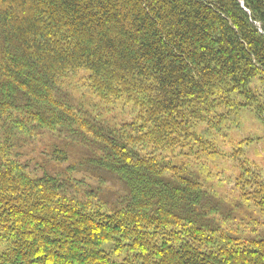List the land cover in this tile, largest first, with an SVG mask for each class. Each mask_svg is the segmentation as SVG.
I'll use <instances>...</instances> for the list:
<instances>
[{
  "label": "trees",
  "instance_id": "1",
  "mask_svg": "<svg viewBox=\"0 0 264 264\" xmlns=\"http://www.w3.org/2000/svg\"><path fill=\"white\" fill-rule=\"evenodd\" d=\"M247 108L264 0H0V264H264V234L225 230L264 215L262 172L232 209L204 178Z\"/></svg>",
  "mask_w": 264,
  "mask_h": 264
},
{
  "label": "rangeland",
  "instance_id": "2",
  "mask_svg": "<svg viewBox=\"0 0 264 264\" xmlns=\"http://www.w3.org/2000/svg\"><path fill=\"white\" fill-rule=\"evenodd\" d=\"M69 83L70 85H68ZM67 87L79 99V75H72L68 82L64 84L63 89L67 90ZM73 89L76 90L73 91ZM75 104H79L78 100ZM256 111L252 108L243 109L238 113V116L231 117L232 122L229 123L228 128L225 124L222 132H215L217 150L221 156L208 162V171H205V173H209L205 174L204 178L207 179L206 186L208 189L215 191L219 197L223 198L230 209L239 201L236 184L241 176V170L244 171V169H240L241 163L247 162L248 165L261 171L264 176V113L258 115ZM201 127L203 128V126ZM58 144L62 146L57 139L49 135L37 138L32 142L29 150L37 158L34 165L41 168H44L45 164L50 166L51 148ZM38 159L42 161L39 162ZM37 169L39 170V168ZM243 207L235 208L236 210L239 209L238 218L234 219L229 227L225 229L226 232L231 229L237 231L243 237L258 234L262 236L264 234V215L257 211L254 206Z\"/></svg>",
  "mask_w": 264,
  "mask_h": 264
}]
</instances>
